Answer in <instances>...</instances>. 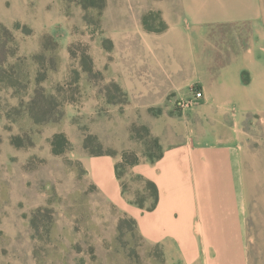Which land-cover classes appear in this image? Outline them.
Listing matches in <instances>:
<instances>
[{"label": "rangeland", "instance_id": "1", "mask_svg": "<svg viewBox=\"0 0 264 264\" xmlns=\"http://www.w3.org/2000/svg\"><path fill=\"white\" fill-rule=\"evenodd\" d=\"M192 1L0 0V264H214L150 224L184 141L240 146L264 264V0Z\"/></svg>", "mask_w": 264, "mask_h": 264}, {"label": "crops", "instance_id": "2", "mask_svg": "<svg viewBox=\"0 0 264 264\" xmlns=\"http://www.w3.org/2000/svg\"><path fill=\"white\" fill-rule=\"evenodd\" d=\"M240 150L235 143L164 146L162 156L142 171L158 189L150 212L153 232L161 237L174 233L176 238L186 233L194 252L200 247L198 236L205 249L212 247L214 264H242L246 197Z\"/></svg>", "mask_w": 264, "mask_h": 264}, {"label": "trees", "instance_id": "3", "mask_svg": "<svg viewBox=\"0 0 264 264\" xmlns=\"http://www.w3.org/2000/svg\"><path fill=\"white\" fill-rule=\"evenodd\" d=\"M154 143L156 145L158 144L157 139H154ZM161 156H162V151L160 153H158L157 155L150 156L149 158H150V161L153 162L154 160L159 159ZM126 160H127V157L126 158L124 157V160L122 162H124ZM136 162H137V160L135 158L131 163H136ZM148 183L150 184V186L153 189V200H154V202H156L157 201V198H158L157 188H156V186H155V184L153 182L150 181Z\"/></svg>", "mask_w": 264, "mask_h": 264}, {"label": "built area", "instance_id": "4", "mask_svg": "<svg viewBox=\"0 0 264 264\" xmlns=\"http://www.w3.org/2000/svg\"><path fill=\"white\" fill-rule=\"evenodd\" d=\"M190 94H191V98L193 99V100H195V99H199L200 97H201V91H199V90H197V89H195V88H192V89H190ZM191 99H189V101H190Z\"/></svg>", "mask_w": 264, "mask_h": 264}]
</instances>
